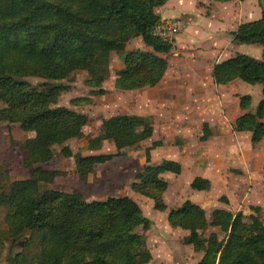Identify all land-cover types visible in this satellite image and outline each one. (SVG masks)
<instances>
[{
	"label": "trees",
	"instance_id": "obj_1",
	"mask_svg": "<svg viewBox=\"0 0 264 264\" xmlns=\"http://www.w3.org/2000/svg\"><path fill=\"white\" fill-rule=\"evenodd\" d=\"M227 3L233 0H210ZM244 1V0H240ZM167 0H0V122L17 124L32 136L25 141L22 166L30 171L26 179L11 180L7 166L0 165V251L7 243L8 264H148L152 255L144 232L152 222L130 197H109L87 201L79 191L63 192L50 187L62 173L38 167L50 157L55 145L83 137L88 118L72 109L57 106L66 90L62 82L77 71L93 74L89 85L99 88L109 74L112 53L125 52L133 38H141L150 50L134 49L124 53L123 67L114 80V88L134 91L157 86L167 68L171 42L152 35L159 23L157 10ZM236 45H256L261 58L235 53L212 67L216 85L239 80L260 85L263 98L248 110L251 98H239L245 111L235 119L232 131L249 133L252 144H264V9L259 19L240 24L231 33ZM28 78L41 83L33 85ZM74 105L88 103L86 98L72 100ZM153 135L149 118L115 115L102 120L100 133L88 141V148L99 150L111 143V154H72L75 173L81 180L95 167L123 154ZM205 138V137H204ZM154 142L145 149L142 170L135 175L131 190L149 199L153 209L167 211L172 229L187 234L182 243L202 253L197 264H264V223L260 208L245 216L215 209L210 220L204 210L185 200L168 210L163 195L168 183L165 173L179 175L177 161L151 163ZM209 182L195 177L194 191L208 189ZM218 228L222 235L205 232ZM23 239L21 249L16 243ZM19 244V243H18Z\"/></svg>",
	"mask_w": 264,
	"mask_h": 264
},
{
	"label": "rangeland",
	"instance_id": "obj_2",
	"mask_svg": "<svg viewBox=\"0 0 264 264\" xmlns=\"http://www.w3.org/2000/svg\"><path fill=\"white\" fill-rule=\"evenodd\" d=\"M260 4L264 9V0H260ZM233 46L234 48L229 47L230 49L224 52L222 57L234 55L236 44L233 43ZM134 49L150 50L141 38L131 39L125 47V52ZM189 51L193 54L183 51L175 56L172 55V50L167 55V74L164 81L157 87L134 91H120L114 88V80L123 67L125 52L111 54L109 74L100 87L103 90L101 95L93 94L99 88L88 84L93 71H77L65 81L55 82V85H62L66 89L60 94L57 106L82 113L87 116L88 121L83 128L84 135L81 139L55 145L50 157L38 165V167L58 170L62 173L50 185L54 190L68 193L79 191L87 201L121 196L132 198L140 206L143 215L152 222L150 229L143 233L147 248L152 255V260L148 264H197L202 256V253H196L191 246L182 243V238L187 234L185 231L168 226L167 211H155L149 199L131 190L135 175L144 166L145 149L154 142H159L161 147L150 152L152 164H159L164 159L174 160L172 158H180L185 163L183 178L163 177L168 183V188L163 195L168 210L179 207L185 200H189L200 206L206 218L210 220L211 213L215 209H223L233 214L242 212L248 216L254 213L252 207H259V217L264 223V202L258 203L264 196V144L262 142L252 144L249 133L236 134L235 138L233 131L230 130L234 119L245 112L240 108L239 98L244 95L250 96L251 103L248 110L253 111L263 98L261 87L258 84L249 85L238 81L241 87L236 88L241 95L228 96L224 100L222 99L224 93L220 92H215L217 98L214 96L213 99L203 97L205 94L197 97L196 94H191L193 91L189 89L198 77L195 76L192 68L195 61L200 63L205 61L206 64L210 62V59L203 54L200 58L194 49ZM236 51L256 59L261 58V48L256 45H238ZM207 74L208 71L201 68L202 80L206 79L203 77ZM27 81L33 85L41 83V80L36 78H28ZM77 98H86L88 103L78 105L71 103ZM115 115L149 118L153 126L152 137L137 146L127 147L121 156L97 165L85 181L81 180L75 173L74 159L63 156L62 148L66 147L73 155L82 156L115 153L114 146L109 142H103L99 150L88 148V141L100 133L102 120ZM211 123L214 124L210 125ZM203 125H222L223 138L227 139L231 136L233 142L231 148L225 150L217 145V140L212 139L209 142V138L205 140L203 136H208V132L209 135L216 132L210 131L208 126L209 130H202ZM31 136L21 131L17 124L0 122V165L7 166L11 180L26 179L30 175V171L22 166V159L25 141ZM233 138L237 143L247 145L249 150L252 149L260 160L262 165L256 166L260 168V174L263 175L258 180L252 181V177L248 175L251 173L241 165L239 158L242 153L237 149L238 146L236 148ZM199 173L207 176L210 186L207 191H194L190 188V183L188 186V175H201ZM244 193L251 201L248 198L245 201L242 200ZM1 228L2 225L0 230ZM210 233H215L222 238L218 228L209 227L205 235ZM22 241L23 239L19 240V244L16 243L14 249H21ZM3 246L4 248L0 251V264H8L6 262L8 244L5 243Z\"/></svg>",
	"mask_w": 264,
	"mask_h": 264
},
{
	"label": "crops",
	"instance_id": "obj_3",
	"mask_svg": "<svg viewBox=\"0 0 264 264\" xmlns=\"http://www.w3.org/2000/svg\"><path fill=\"white\" fill-rule=\"evenodd\" d=\"M262 10L263 9L261 7L260 0H244V1L233 0L227 3L213 2L210 0H167L165 5L157 10L158 15L160 16V20L177 18L182 20L183 23L185 24V30L179 35H177L175 38H173L172 41H170L173 45L172 55L176 56L178 55V53H182L183 51L189 53L191 52L189 51L190 49H194L197 53V56H199L200 58L202 57L201 54H203L210 59L209 60L210 62L206 64L205 61L202 63L195 61L192 70L195 73V76L198 77L195 79V84L191 88H189L190 90L193 91L191 94H196L197 97L205 94L203 97L206 96V98L209 97L210 99H213L214 96H216L217 98L215 92L216 93L220 92V93H224V96H222L223 100L228 96H234L235 94L241 95L240 91H238L236 88V87H241V85L238 83L239 80L232 81L227 85H223V86L216 85L212 80L211 71H212V67L216 63H219L231 57V56L222 57V54L230 49L229 47H231V49L234 48L231 33L234 32L240 24L259 19ZM237 46L238 45L235 46V52L239 53L238 51H236ZM191 54H193V52H191ZM201 68H203V70L206 69L208 71L206 77H203L206 79L203 80L200 77ZM167 70L159 84H161L164 81L167 74ZM172 88H174L175 90L174 86H172ZM236 100H238V98ZM238 117L239 116H237L236 118ZM212 124L214 123H211L210 125ZM210 125H207L210 131H215L216 133L209 135L208 132V136L207 135L203 136V138L205 137V140L209 138L208 142L212 139L217 140V145L220 148L221 147L225 148V150L226 148H231L233 144V142L231 141L232 140L231 136H229V138L227 139L223 138L224 135L222 133L224 129L223 126L222 125L210 126ZM207 126L203 125L202 130L208 129ZM230 130L232 132L231 125H230ZM232 133L235 138H236V134H241V133H236L234 131ZM235 138H233L234 144L236 148L238 146L237 149H239L242 153V155L239 158L241 159L242 162L241 165L246 170H248L249 173H251L248 175L252 177V181L258 180L263 175L260 174L261 172L260 168L256 166L259 164L262 165L260 160L253 153L252 149L249 150L247 145L244 146L242 145L243 143L241 144L237 143ZM157 147L159 148L161 147V145L159 144V146ZM153 149L151 150V153ZM172 159H174L173 161H177L180 163L181 165L180 174L174 175L171 173H166V176L164 174L162 175V177L165 178V177L173 176L180 179L183 178L185 163L181 161L180 158L179 159L172 158ZM164 160H170V159H164ZM196 167L200 168L199 166ZM190 174L187 177L188 186L189 183H191L195 177H203L207 179V176L202 175L201 173H199L201 175H191V176ZM235 185H239V184L235 183ZM208 189L204 191H207ZM198 192H202V191H198ZM246 198H248V195L244 193L242 200L245 201ZM248 199L249 201H251L250 198ZM261 201L264 202V196L263 199L261 198L258 203H261Z\"/></svg>",
	"mask_w": 264,
	"mask_h": 264
},
{
	"label": "built area",
	"instance_id": "obj_4",
	"mask_svg": "<svg viewBox=\"0 0 264 264\" xmlns=\"http://www.w3.org/2000/svg\"><path fill=\"white\" fill-rule=\"evenodd\" d=\"M185 30V24L177 18L163 19L153 28L152 35L161 41L170 42Z\"/></svg>",
	"mask_w": 264,
	"mask_h": 264
}]
</instances>
